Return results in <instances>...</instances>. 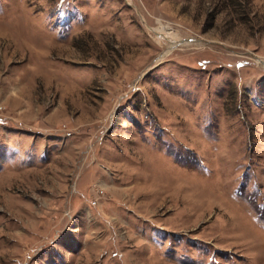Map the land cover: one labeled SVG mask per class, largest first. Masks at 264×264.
<instances>
[{
    "label": "rangeland",
    "instance_id": "obj_1",
    "mask_svg": "<svg viewBox=\"0 0 264 264\" xmlns=\"http://www.w3.org/2000/svg\"><path fill=\"white\" fill-rule=\"evenodd\" d=\"M0 264H264V0H0Z\"/></svg>",
    "mask_w": 264,
    "mask_h": 264
},
{
    "label": "bare ground",
    "instance_id": "obj_2",
    "mask_svg": "<svg viewBox=\"0 0 264 264\" xmlns=\"http://www.w3.org/2000/svg\"><path fill=\"white\" fill-rule=\"evenodd\" d=\"M162 32H163V31H162ZM159 34H160V36H162V37H164V38H168V39H170V41H174V39H172L168 33H165V34H164V32H163V33H159ZM174 42H175V41H174Z\"/></svg>",
    "mask_w": 264,
    "mask_h": 264
}]
</instances>
